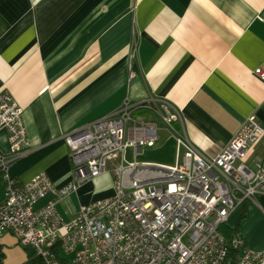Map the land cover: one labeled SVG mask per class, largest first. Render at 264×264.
<instances>
[{
  "label": "crops",
  "instance_id": "crops-1",
  "mask_svg": "<svg viewBox=\"0 0 264 264\" xmlns=\"http://www.w3.org/2000/svg\"><path fill=\"white\" fill-rule=\"evenodd\" d=\"M257 68L264 71V0H0V91L23 109L30 143L8 175L26 182L45 173L56 186L69 182L72 163L63 136L125 99L156 107L169 102L179 115L176 133L214 156L249 116L264 126V80ZM144 110L153 111L135 107L131 113ZM163 129L176 150L173 132ZM157 134L155 144L158 126ZM0 152L10 155L6 129L0 130ZM263 159L259 137L244 160L254 167ZM118 163L111 156L106 167ZM4 179L0 173V201ZM112 193L107 169L56 207L70 220L81 205ZM225 226L246 247L263 250L264 198L236 207ZM29 252L10 231L0 233V264H22Z\"/></svg>",
  "mask_w": 264,
  "mask_h": 264
},
{
  "label": "built area",
  "instance_id": "built-area-1",
  "mask_svg": "<svg viewBox=\"0 0 264 264\" xmlns=\"http://www.w3.org/2000/svg\"><path fill=\"white\" fill-rule=\"evenodd\" d=\"M255 74L264 80L263 70ZM135 107L156 111L171 129L174 163L136 159L158 134L155 123L131 117ZM177 118L167 101L156 107L125 99L118 109L63 136L72 163L69 182L56 186L45 173L16 182L8 175L9 165L30 143L23 109L9 92L0 91V130L6 129L10 147V155L0 152L5 176L0 233L10 231L43 264H264V249H250L239 235L228 238L220 230L236 207L264 198V159L254 167L244 160L249 146L264 138V126L249 116L218 154L207 156L176 133ZM128 147L134 152L131 161L124 159ZM111 156L119 157L109 170L112 195L81 205L64 220L57 202L105 173Z\"/></svg>",
  "mask_w": 264,
  "mask_h": 264
},
{
  "label": "rangeland",
  "instance_id": "rangeland-1",
  "mask_svg": "<svg viewBox=\"0 0 264 264\" xmlns=\"http://www.w3.org/2000/svg\"><path fill=\"white\" fill-rule=\"evenodd\" d=\"M133 112V111H132ZM131 113V117L137 121H148L150 119L155 120L158 126V133L160 135V140L152 147H142V153L137 157L139 161H155L160 163L172 164L174 163L175 156V144L172 138H169V133L166 132L165 129L167 125L161 120L159 116L154 114L153 111H142L139 113ZM131 147H128L126 150L125 157L127 159L131 158ZM262 158V157H260ZM112 167H107V169H111Z\"/></svg>",
  "mask_w": 264,
  "mask_h": 264
},
{
  "label": "trees",
  "instance_id": "trees-1",
  "mask_svg": "<svg viewBox=\"0 0 264 264\" xmlns=\"http://www.w3.org/2000/svg\"><path fill=\"white\" fill-rule=\"evenodd\" d=\"M2 174V172H0ZM221 232L226 235V237L230 238L233 234L230 232L229 228H227L225 225L220 226ZM230 255L234 258H236V249H233L230 247ZM62 261L64 259H61ZM22 264H43L42 260L34 254L33 251L29 252L28 259Z\"/></svg>",
  "mask_w": 264,
  "mask_h": 264
}]
</instances>
